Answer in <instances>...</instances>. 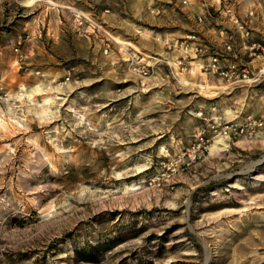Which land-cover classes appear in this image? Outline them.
<instances>
[{"label":"rangeland","instance_id":"rangeland-1","mask_svg":"<svg viewBox=\"0 0 264 264\" xmlns=\"http://www.w3.org/2000/svg\"><path fill=\"white\" fill-rule=\"evenodd\" d=\"M230 14L264 42V0H0V264H264V129L219 126L264 80L160 61Z\"/></svg>","mask_w":264,"mask_h":264},{"label":"built area","instance_id":"built-area-1","mask_svg":"<svg viewBox=\"0 0 264 264\" xmlns=\"http://www.w3.org/2000/svg\"><path fill=\"white\" fill-rule=\"evenodd\" d=\"M180 1L183 3L189 2V0ZM228 11L231 12V9H228ZM250 14L252 15L253 11ZM198 19L203 21V16H198ZM230 20L239 32L240 42L228 29L222 28L217 32L221 40V47L213 50L209 45L203 43L196 33H190L168 44V48L180 52L177 57L166 55L161 57L160 61L169 65L174 73L175 63L185 71L187 58L204 57L206 61L202 64L201 69L219 77V79H223L226 81L224 86L228 87H237L264 80V42L254 39L248 26L240 21L238 17L230 14ZM138 59H141V57L131 55V63ZM255 59H257L256 64L253 62ZM154 62H157V60H154ZM146 67L147 65H143L140 72L146 74L148 72ZM219 126H221L220 134L253 136L264 129V116L259 118L248 116L245 122L227 121L219 124ZM204 132L205 128L202 129L201 133ZM203 138L202 136V140Z\"/></svg>","mask_w":264,"mask_h":264},{"label":"bare ground","instance_id":"bare-ground-1","mask_svg":"<svg viewBox=\"0 0 264 264\" xmlns=\"http://www.w3.org/2000/svg\"><path fill=\"white\" fill-rule=\"evenodd\" d=\"M131 51H132L133 53L127 51V56H129V55H133L134 57H135V56L141 57V56H140V53H139L137 50L132 49ZM158 59H160V57H157V58H155L154 60H158ZM175 67H176V68H179L181 71H183L177 63H175ZM36 90H37V91H41V88L38 87V88H36ZM44 99L48 101V100L51 99V97H50V96H46V97H44ZM218 140H219V139H218ZM221 142H222V140H221ZM222 143H223V145H226V142H222ZM217 144H218V142H215L214 144H212V148L217 147Z\"/></svg>","mask_w":264,"mask_h":264},{"label":"crops","instance_id":"crops-1","mask_svg":"<svg viewBox=\"0 0 264 264\" xmlns=\"http://www.w3.org/2000/svg\"><path fill=\"white\" fill-rule=\"evenodd\" d=\"M210 32V31H209ZM213 34V36L215 37L214 38V40H215V42L218 44V45H221V40H220V38L218 37V35H217V32H214V33H212ZM186 35H188V34H186ZM185 35V36H186ZM144 59V58H143ZM191 62H193L194 63V61H191ZM253 62H254V64H256L257 63V59H255V60H253ZM201 67H202V63H201V65H200V69H201ZM201 73L202 74H204V78H207V74L209 75V73H207V72H204V71H202L201 70Z\"/></svg>","mask_w":264,"mask_h":264}]
</instances>
